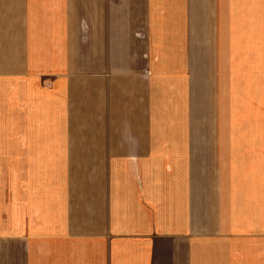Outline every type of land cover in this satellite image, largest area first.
<instances>
[{
    "label": "crops",
    "instance_id": "obj_1",
    "mask_svg": "<svg viewBox=\"0 0 264 264\" xmlns=\"http://www.w3.org/2000/svg\"><path fill=\"white\" fill-rule=\"evenodd\" d=\"M0 264H264V0H0Z\"/></svg>",
    "mask_w": 264,
    "mask_h": 264
}]
</instances>
